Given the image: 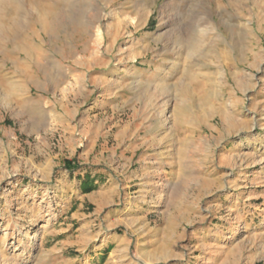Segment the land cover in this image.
Here are the masks:
<instances>
[{"label":"rangeland","instance_id":"374dc122","mask_svg":"<svg viewBox=\"0 0 264 264\" xmlns=\"http://www.w3.org/2000/svg\"><path fill=\"white\" fill-rule=\"evenodd\" d=\"M0 264H264V0H0Z\"/></svg>","mask_w":264,"mask_h":264},{"label":"trees","instance_id":"16d2710c","mask_svg":"<svg viewBox=\"0 0 264 264\" xmlns=\"http://www.w3.org/2000/svg\"><path fill=\"white\" fill-rule=\"evenodd\" d=\"M87 190H91V188H87Z\"/></svg>","mask_w":264,"mask_h":264}]
</instances>
